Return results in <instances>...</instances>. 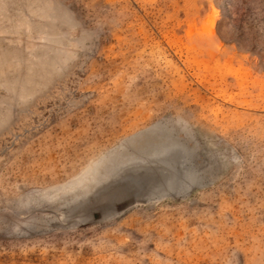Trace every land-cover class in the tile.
<instances>
[{
    "label": "rangeland",
    "instance_id": "1",
    "mask_svg": "<svg viewBox=\"0 0 264 264\" xmlns=\"http://www.w3.org/2000/svg\"><path fill=\"white\" fill-rule=\"evenodd\" d=\"M156 122L205 186L46 230L34 209ZM0 264H264V0H0Z\"/></svg>",
    "mask_w": 264,
    "mask_h": 264
},
{
    "label": "water",
    "instance_id": "2",
    "mask_svg": "<svg viewBox=\"0 0 264 264\" xmlns=\"http://www.w3.org/2000/svg\"><path fill=\"white\" fill-rule=\"evenodd\" d=\"M197 151L189 135L156 122L87 165L64 187L68 192H59L62 198L52 209L33 212H44L46 230L59 232L101 225L136 204L184 198L208 179ZM50 193L38 204L50 203Z\"/></svg>",
    "mask_w": 264,
    "mask_h": 264
}]
</instances>
